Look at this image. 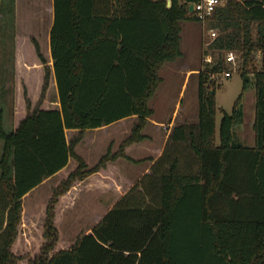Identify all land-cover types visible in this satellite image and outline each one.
<instances>
[{
	"label": "trees",
	"instance_id": "obj_1",
	"mask_svg": "<svg viewBox=\"0 0 264 264\" xmlns=\"http://www.w3.org/2000/svg\"><path fill=\"white\" fill-rule=\"evenodd\" d=\"M191 1L171 0L168 7L167 0H53L51 66L35 37L15 34L14 70L22 60L42 70L27 77L23 97L14 93L9 131L0 107V264L22 262L14 248L23 196L70 158L77 166L54 188L44 241L24 264H264V67L253 63L264 52V0H223L207 18L219 29L210 44L219 55L199 72L197 121L174 125L148 171L90 232L59 247V197L87 178L100 186L98 175L109 173L117 157L132 160L125 148L146 137L159 70L182 54L180 23L200 20L189 11ZM223 50L241 52L243 87L232 113L221 109L217 133L216 88L209 83L224 70ZM248 69L255 86L252 146L233 132L244 119ZM52 72L58 102L48 108ZM130 116L138 122L118 151L88 167L75 151L84 131ZM66 129L79 134L68 140Z\"/></svg>",
	"mask_w": 264,
	"mask_h": 264
},
{
	"label": "rangeland",
	"instance_id": "obj_2",
	"mask_svg": "<svg viewBox=\"0 0 264 264\" xmlns=\"http://www.w3.org/2000/svg\"><path fill=\"white\" fill-rule=\"evenodd\" d=\"M52 7L53 0H0V107L3 110V124L6 131L12 128L14 93L18 92L19 96L23 97V88L26 87L28 91L27 77L33 75L37 77L36 75H41L42 70L40 66H36L34 68L36 72H33L34 69L28 67L32 63H26L24 60L15 66L14 70V36L22 34L35 37L39 42L42 54L51 66L49 32L53 23ZM180 24L182 54L174 61L166 62L159 70L161 81L149 100V107L153 110V114L142 129V133L146 137L126 147L132 160L120 157L115 162L116 182L114 184L106 182L105 188L102 190V188L95 187L91 181L86 182L85 185L78 183L66 196L60 207L61 217L57 222L60 231V248L62 246L69 248L78 236L84 235L90 227L92 228L99 216L106 212L113 200L117 198L121 184H124L122 174L133 176L144 169L151 159L157 157L158 147L163 151L167 143L168 135L166 136V134L170 127L169 123L173 121L172 125L174 126L184 122L194 123L197 121L199 72L205 70L207 64L209 66L215 64L218 59V50H212L210 44L214 39L211 29L216 30L217 35L219 29L212 27L208 19L204 21L183 20ZM228 53L235 55V65L227 63L225 57ZM221 56L224 61V70L219 74H214L209 83L210 86L214 85L216 88L217 133L223 116L222 110L228 114L232 113L234 101L242 93L243 87L241 52L239 50H223ZM253 63L257 68L264 67V52L255 53ZM225 72H230V76H226ZM248 74L252 80L242 94L243 123L234 127L233 132L236 140L252 146L254 144L252 125L255 112V86L250 69H248ZM52 76L53 72L50 75L47 89L50 98L55 97L57 93L56 86L52 85L53 89L50 88ZM32 81L35 83L34 79ZM31 91L33 95L36 94L33 87ZM137 122L136 116H130V118L123 119L106 129L85 130L81 136L85 141L83 140L79 150L88 157L87 160L90 164L88 167L93 166L108 150L110 153L118 151L121 143L131 134ZM78 134L77 131H68L67 139L70 140ZM90 139L93 140L92 143L88 142ZM2 149L3 141L0 139V157ZM76 166L77 161L70 158L61 175L67 176ZM58 179L59 176H52L24 201L27 209L29 206V211H34V214L33 217L26 214L19 227L14 250L22 260L20 264H24L27 258L34 255L44 241L40 227L43 226L45 216L40 218V214L43 213L44 205ZM34 198L38 205L32 208V205H29L27 201Z\"/></svg>",
	"mask_w": 264,
	"mask_h": 264
},
{
	"label": "crops",
	"instance_id": "obj_3",
	"mask_svg": "<svg viewBox=\"0 0 264 264\" xmlns=\"http://www.w3.org/2000/svg\"><path fill=\"white\" fill-rule=\"evenodd\" d=\"M52 8H53V7H52ZM50 54H51V53H50ZM192 71H193V70H192ZM187 72H188V71H187ZM52 85H53V86H56V80H55V76H54V74H53V76H52V81H51V83H50V88L53 89ZM56 88H57V86H56ZM11 99L13 100V98H11ZM57 102H58V91H57V93H56V96L53 97V98H50L49 95L47 94V106H48V108L53 107L54 104L57 103ZM127 118H130V117H126V118H123V119H127ZM123 119H120V120H118V121H115V122H113V123H111V124H108V125H104V126L99 127V128H94L93 130L106 129V128H108L109 126H111V125H113V124H115V123H117V122H120V121L123 120ZM172 124H173V121H172L171 123L168 124V126H170V127H169V129H168V131H167L166 136H167L168 133L170 132V130H171L172 126H173ZM162 126H163V125H162ZM87 130H92V129H87ZM68 131H69V132H75V131L78 132V130H76V129H66V136H67V132H68ZM68 140H69V139H68ZM83 140L85 141V139L82 138V139L76 144V146H75V151H76V152H77V150H79L80 147H82V142H83ZM90 140H91V141H90ZM90 140H88V142L92 143L93 140H92V139H90ZM157 149H158V154H157V157H158V156L160 155V153H161L162 150H161V148H159V147H158ZM127 150H128V148L125 149L126 154H128ZM77 153L83 157V159L85 160L86 164L89 166L90 164H89V162H88V160H87L88 157H87L85 154L81 153L80 150H79ZM120 157H121V156H120ZM120 157H117L114 161L111 162V164H110V172H109V173H107V174H104V173H103V174H99V175H98V179H99V181H100V186H95V185H94L95 187H97V188H102V190H104L106 182L109 183V184H114V183L116 182V165H115V162H116V161L118 160V158H120ZM157 157H155L154 159H151L150 162H148V165L144 167V169H141L140 172L134 174L133 176H129L128 174H126V175L122 174L121 177H122V179L124 180V182H123L124 184H121L120 192L118 193V195H117L116 197L118 198V197L121 196L122 194L126 193V192L128 191V189H129L130 187H132V186L135 184V182H136V181H137V180H138L143 174H145V173L148 171L149 167L151 166V164L153 163V161H154ZM122 158H123V157H122ZM89 159H91V158H89ZM91 161H92V159H91ZM97 161H98V160H97ZM90 163H91V162H90ZM96 163H97V162H96ZM66 166H67V165H66ZM66 166H65V167H66ZM65 167H63V168L60 169L58 172H56L55 174L52 175V176H59V179H58V181H57L55 187L59 184V182H60L62 179H64V178L67 177V176L64 177V176L61 175V172H62V170H63ZM52 176H49V177H47L46 179H44L39 185H37L36 187H34L32 190H30L27 194H25V195L23 196V198H22V206H23V211H22V222L24 221V219H25V215H26V214H28L29 217H33V214H34V211H33V212H32V211H29V206H28V209H27V206H25V203H24L25 199L31 197L32 192H33L36 188L40 187L42 184H44L45 182H47V180H49V178H51ZM89 181H90V179L87 178V179H85V180H83V181H81V182H79V183H83V185H85V183H86V182H89ZM55 187H54V188H55ZM53 190H54V189H53ZM53 190H52V193H53ZM70 191H71V190H69V191H68L67 193H65L63 196L59 197L58 203L56 204V208H55V225H56L57 229H58L57 222H58L59 218L61 217V215H60V212H61V210H60L61 204H62L63 200H65L66 196L70 193ZM52 193H51L50 197L52 196ZM50 197L48 198V200L50 199ZM116 197H115V198H116ZM117 198H116V199H117ZM116 199H114L113 202H112V204L106 209V212L112 207V205H113V203L115 202ZM48 200H47V202H48ZM42 201H43V199H42ZM27 202H29V205H32V208H33L35 205H38L37 202H36V198H34V199H29ZM47 202H46V204H47ZM40 203H41V202H40ZM46 204L44 205L43 213L40 214V218L45 216ZM106 212H104V214H105ZM104 214H102V215L99 216V218H98V220L95 222V224H96V223H97V222L103 217ZM22 222H21V223H22ZM95 224H94V225H95ZM42 227H43V226H42ZM42 227H40V229H41V235H42V238H43V228H42ZM92 227H93V226H92ZM90 230H91V227H90L85 233L90 232ZM58 232H59V235H60V231H59V229H58ZM43 240H44V239H43ZM61 248L64 249L65 247L62 246Z\"/></svg>",
	"mask_w": 264,
	"mask_h": 264
},
{
	"label": "built area",
	"instance_id": "obj_4",
	"mask_svg": "<svg viewBox=\"0 0 264 264\" xmlns=\"http://www.w3.org/2000/svg\"><path fill=\"white\" fill-rule=\"evenodd\" d=\"M222 0H217V4L213 7V10L211 14L208 13V5L206 3V0H194L188 3L189 5H194L193 13L200 19V20H206L212 13L216 10L217 7H219L222 4ZM211 35L213 38L217 36V31L211 29ZM227 63L235 65L236 58L233 53H228L225 57ZM226 76H230V72H225Z\"/></svg>",
	"mask_w": 264,
	"mask_h": 264
},
{
	"label": "clouds",
	"instance_id": "obj_5",
	"mask_svg": "<svg viewBox=\"0 0 264 264\" xmlns=\"http://www.w3.org/2000/svg\"><path fill=\"white\" fill-rule=\"evenodd\" d=\"M206 3L208 5V13L211 14L213 7L217 4V0H206ZM166 6H171V0H167Z\"/></svg>",
	"mask_w": 264,
	"mask_h": 264
},
{
	"label": "water",
	"instance_id": "obj_6",
	"mask_svg": "<svg viewBox=\"0 0 264 264\" xmlns=\"http://www.w3.org/2000/svg\"><path fill=\"white\" fill-rule=\"evenodd\" d=\"M193 9H194V5H192V4H191V5H189V11H190V12H192V11H193Z\"/></svg>",
	"mask_w": 264,
	"mask_h": 264
}]
</instances>
